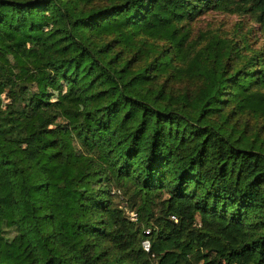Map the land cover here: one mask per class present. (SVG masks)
<instances>
[{"label":"trees","instance_id":"1","mask_svg":"<svg viewBox=\"0 0 264 264\" xmlns=\"http://www.w3.org/2000/svg\"><path fill=\"white\" fill-rule=\"evenodd\" d=\"M209 8L264 32V0H0V264H264V47Z\"/></svg>","mask_w":264,"mask_h":264},{"label":"rangeland","instance_id":"2","mask_svg":"<svg viewBox=\"0 0 264 264\" xmlns=\"http://www.w3.org/2000/svg\"><path fill=\"white\" fill-rule=\"evenodd\" d=\"M247 13H231L218 9L209 8L203 11L192 23V31L197 34L201 30H220L221 32L232 35L238 31V26L247 31V38L251 47H264V32L259 28L257 23L251 19ZM1 102H7V98H0ZM121 202V201H120ZM130 202V200H129ZM123 205V203L121 202Z\"/></svg>","mask_w":264,"mask_h":264},{"label":"built area","instance_id":"3","mask_svg":"<svg viewBox=\"0 0 264 264\" xmlns=\"http://www.w3.org/2000/svg\"><path fill=\"white\" fill-rule=\"evenodd\" d=\"M125 209H126V211L128 213L129 218L131 220H133V221H137L138 212L136 210L132 209V208L127 207V206H125ZM171 218L174 219V220H177V217L174 214L171 215ZM143 231H144L145 236L143 237V239L141 241L142 247L144 248V250L150 251L151 241H150V238H149V234L151 232V226L144 227ZM151 255H154V254L151 253Z\"/></svg>","mask_w":264,"mask_h":264}]
</instances>
